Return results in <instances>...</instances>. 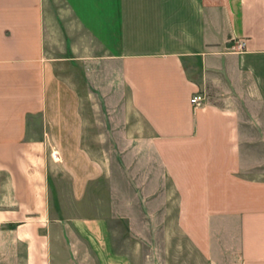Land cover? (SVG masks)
Masks as SVG:
<instances>
[{"label":"crops","instance_id":"crops-1","mask_svg":"<svg viewBox=\"0 0 264 264\" xmlns=\"http://www.w3.org/2000/svg\"><path fill=\"white\" fill-rule=\"evenodd\" d=\"M119 223L264 264V0H0V264H135Z\"/></svg>","mask_w":264,"mask_h":264},{"label":"rangeland","instance_id":"rangeland-1","mask_svg":"<svg viewBox=\"0 0 264 264\" xmlns=\"http://www.w3.org/2000/svg\"><path fill=\"white\" fill-rule=\"evenodd\" d=\"M63 71L67 72V69ZM171 202V209L175 210L177 198H172ZM175 215L174 211L170 216L172 226L176 223ZM125 227L123 223L115 226V243L117 248L131 252L135 264H159L158 254L162 255L168 264H208L180 229L172 227L157 233L154 228L141 231V236L134 238L126 232Z\"/></svg>","mask_w":264,"mask_h":264},{"label":"built area","instance_id":"built-area-1","mask_svg":"<svg viewBox=\"0 0 264 264\" xmlns=\"http://www.w3.org/2000/svg\"><path fill=\"white\" fill-rule=\"evenodd\" d=\"M247 47V41L246 40H236L234 41V45L231 48V51H236L238 53H242L246 51ZM192 104L194 105H201L203 102L206 101V97H204L202 94H195L192 96Z\"/></svg>","mask_w":264,"mask_h":264}]
</instances>
